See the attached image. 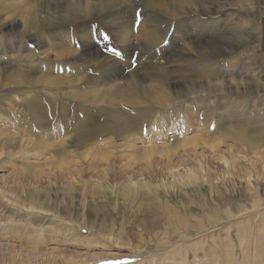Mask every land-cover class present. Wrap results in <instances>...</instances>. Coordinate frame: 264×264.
<instances>
[{
	"label": "bare ground",
	"instance_id": "1",
	"mask_svg": "<svg viewBox=\"0 0 264 264\" xmlns=\"http://www.w3.org/2000/svg\"><path fill=\"white\" fill-rule=\"evenodd\" d=\"M258 2L264 0H0V120L6 118L0 123V137L12 140L6 149L12 152L19 146L13 127L23 119L11 115L5 97L28 103L21 92L29 95L61 85L88 88L77 96L76 106L65 101L48 108L30 105L39 131L31 139L21 137L20 155L34 154L23 158L33 163L26 161L20 175L28 174L30 164L38 166L41 177L71 182L82 167L105 172L107 167L99 164L109 166L113 157L136 160L135 153L124 154L116 143L131 140L128 150L142 148L140 156L149 164L158 154L167 159L193 157L196 170L180 174L178 168L189 164L181 163L169 172L174 178L191 179L188 185L201 180L204 148L223 170L251 180V169L264 168V119L241 118L243 98L229 113L233 102L225 95H244L250 99L247 106L264 104L257 100L261 93L264 97V6L256 28L251 20L259 11L250 7ZM105 29L110 34L95 38ZM31 43L39 52L28 46ZM77 64L84 67L78 69ZM78 70L80 76L75 77ZM193 103L198 106L189 112ZM128 107L140 109L132 115ZM157 115L159 127L153 129ZM178 115L194 133L171 146L164 143V131L170 130L168 119ZM148 127L153 128L147 134ZM209 130L213 140L204 136ZM154 133L159 136L152 138ZM221 147L240 150L228 160L218 151ZM240 161L245 166H239ZM165 258L159 260H174Z\"/></svg>",
	"mask_w": 264,
	"mask_h": 264
},
{
	"label": "rangeland",
	"instance_id": "2",
	"mask_svg": "<svg viewBox=\"0 0 264 264\" xmlns=\"http://www.w3.org/2000/svg\"><path fill=\"white\" fill-rule=\"evenodd\" d=\"M263 6L264 3L259 2L250 6L254 13L259 11L251 20L253 28L258 24ZM107 31L105 29L102 37L99 33L95 38H104L110 34ZM34 45L28 44L39 52ZM82 67L77 64L78 69ZM78 73L80 70L75 77L80 76ZM13 90L21 92L18 88L13 87ZM87 91L88 88L80 86L61 85L48 90L35 89L29 95L21 92L28 103L12 95L4 98L11 115L23 120L13 127L15 141L19 142L17 148H12L14 151L6 149L12 140L0 137V264H66L70 261L79 264H167L159 260L161 256L174 258L169 264H264V168L261 165L251 169L250 181L238 179L213 161L209 151L200 149L206 167L199 175L200 182L193 180V185H188L191 179H184V175L174 178L169 172L181 163L189 164L178 168L180 174H186L184 171L189 168L196 170L193 157L167 159L158 154L149 164L140 156L142 148L129 151L133 142L119 140L116 143L121 144L124 154L135 153V161L127 158L118 161L113 157L109 166L99 164L101 168L107 167L105 172L82 167L83 171L72 182L62 177L61 180L41 177L38 166L32 164L28 174L21 176L25 164L33 163L23 158L34 154L20 155L24 151L21 137L31 139L39 131L30 105L36 108L41 103L48 108V105L55 107L54 102L65 101L76 106L80 101L77 96ZM225 96L227 101L233 102L229 113L234 112L235 103L243 98L245 106L240 111L241 118L264 119V104L247 106L250 99H245L244 95ZM261 99L264 100L263 93L257 96L258 101ZM193 106L198 105L193 103L189 112L193 111ZM125 109L134 115L140 108ZM43 112L46 113V108ZM1 117L0 123L6 120ZM159 118L160 115L154 116L156 125L148 127L147 134L149 129H158ZM167 122L170 130L164 131L167 136L164 143L176 146L193 136V126L185 122L183 116ZM209 131L204 136L213 140V133ZM235 149L227 152L221 147L218 151L230 160L240 150ZM238 164L245 166L246 163L240 161ZM178 177L181 179L177 180Z\"/></svg>",
	"mask_w": 264,
	"mask_h": 264
}]
</instances>
